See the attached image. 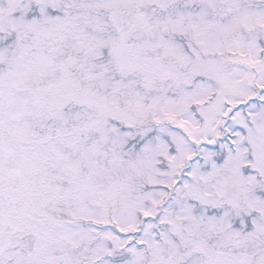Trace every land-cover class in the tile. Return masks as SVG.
<instances>
[{"label": "snow or ice", "instance_id": "obj_1", "mask_svg": "<svg viewBox=\"0 0 264 264\" xmlns=\"http://www.w3.org/2000/svg\"><path fill=\"white\" fill-rule=\"evenodd\" d=\"M0 264H264V0H0Z\"/></svg>", "mask_w": 264, "mask_h": 264}]
</instances>
